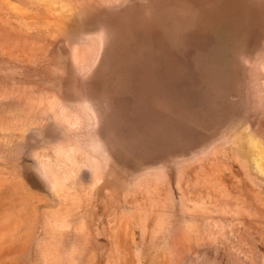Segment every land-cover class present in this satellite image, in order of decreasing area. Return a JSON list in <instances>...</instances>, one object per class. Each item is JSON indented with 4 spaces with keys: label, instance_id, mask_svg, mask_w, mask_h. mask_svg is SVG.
Masks as SVG:
<instances>
[{
    "label": "rangeland",
    "instance_id": "374dc122",
    "mask_svg": "<svg viewBox=\"0 0 264 264\" xmlns=\"http://www.w3.org/2000/svg\"><path fill=\"white\" fill-rule=\"evenodd\" d=\"M0 264H264V0H0Z\"/></svg>",
    "mask_w": 264,
    "mask_h": 264
}]
</instances>
